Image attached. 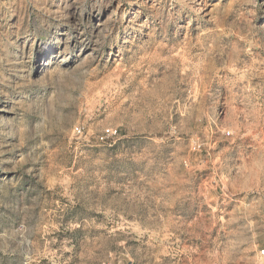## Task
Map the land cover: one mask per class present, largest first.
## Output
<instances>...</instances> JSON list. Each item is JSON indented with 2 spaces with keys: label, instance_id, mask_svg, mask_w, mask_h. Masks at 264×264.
Here are the masks:
<instances>
[{
  "label": "rangeland",
  "instance_id": "1",
  "mask_svg": "<svg viewBox=\"0 0 264 264\" xmlns=\"http://www.w3.org/2000/svg\"><path fill=\"white\" fill-rule=\"evenodd\" d=\"M262 249L264 0H0V264Z\"/></svg>",
  "mask_w": 264,
  "mask_h": 264
},
{
  "label": "built area",
  "instance_id": "2",
  "mask_svg": "<svg viewBox=\"0 0 264 264\" xmlns=\"http://www.w3.org/2000/svg\"><path fill=\"white\" fill-rule=\"evenodd\" d=\"M116 131H117V130H115V129L113 130L112 128H107V129L104 130V134H103V136H108V135L115 134ZM74 132H76V133H80L81 130H80L79 127H75V128H74ZM260 253H261V255L264 256V249L260 250Z\"/></svg>",
  "mask_w": 264,
  "mask_h": 264
}]
</instances>
